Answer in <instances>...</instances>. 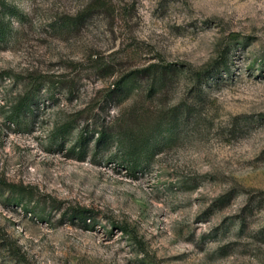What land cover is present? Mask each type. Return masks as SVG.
<instances>
[{"label":"rangeland","instance_id":"1","mask_svg":"<svg viewBox=\"0 0 264 264\" xmlns=\"http://www.w3.org/2000/svg\"><path fill=\"white\" fill-rule=\"evenodd\" d=\"M3 1L0 264H264V0Z\"/></svg>","mask_w":264,"mask_h":264},{"label":"trees","instance_id":"2","mask_svg":"<svg viewBox=\"0 0 264 264\" xmlns=\"http://www.w3.org/2000/svg\"><path fill=\"white\" fill-rule=\"evenodd\" d=\"M20 14L21 13L17 6L7 4L4 1L1 2V5H0V43L5 42L8 39L9 35L13 31L12 20L13 18H18ZM153 68H157V65L154 64V65L149 66L148 68L137 70V71H132L130 73L123 75L119 80H117L114 83V86L111 89H109L106 99L115 100L117 101V103L124 101L129 96L133 88V85L136 79L138 78V73L147 72V71L152 70ZM162 68L164 69V71L161 72V75H165L167 73L166 70L169 69L170 66L163 65ZM35 89H39L38 84H35L33 88L29 92H27L25 96L22 97L20 101L18 102V104L16 105L15 111L10 116V119L13 123L20 125L22 121L21 114L25 112V110L32 111V103L37 98V93ZM71 127L72 126L70 123L64 124L59 129L60 134H64ZM98 135H99L97 139L98 146L105 145L112 138L111 133L108 132L107 130L98 131ZM87 140L88 138L86 136V133H82L78 141V145H77V146H80V151H82V153H85V147L87 146ZM131 154H133V152H131ZM139 159H140L139 156L135 158H131L130 163L133 168H138L142 164V161H140ZM25 192H27L26 194L30 196L33 195V190L31 189L26 188V189L18 191V193L20 194L21 193L25 194ZM17 202L20 203V201H17ZM23 206L25 207V205ZM25 210L29 211V208L26 207ZM69 212H70L71 220L73 221L78 220L81 223H83V225L86 227H89L90 226L89 223L95 219L93 211L89 208L78 206V207H73L69 209ZM36 216L38 219L39 218L44 219L42 215L38 214Z\"/></svg>","mask_w":264,"mask_h":264}]
</instances>
